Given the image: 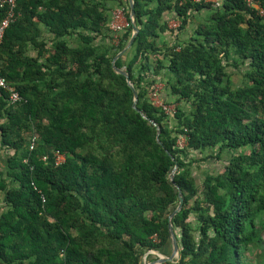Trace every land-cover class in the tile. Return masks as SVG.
<instances>
[{
	"label": "trees",
	"instance_id": "trees-1",
	"mask_svg": "<svg viewBox=\"0 0 264 264\" xmlns=\"http://www.w3.org/2000/svg\"><path fill=\"white\" fill-rule=\"evenodd\" d=\"M16 1L0 45L3 74L22 96L10 104L0 87V149L9 151L0 158V264H144L157 258L151 250L169 254L177 184L180 253L167 264H263L249 255L264 229V18L247 0H134L139 33L115 63L145 118L113 67L133 32L128 0H119L130 25L117 43L110 0ZM5 14L0 7V21ZM241 65L245 82L234 87L229 67ZM163 70L160 98L188 106H176L173 124L151 99ZM210 159H224L223 169L200 186L192 167Z\"/></svg>",
	"mask_w": 264,
	"mask_h": 264
},
{
	"label": "rangeland",
	"instance_id": "rangeland-1",
	"mask_svg": "<svg viewBox=\"0 0 264 264\" xmlns=\"http://www.w3.org/2000/svg\"><path fill=\"white\" fill-rule=\"evenodd\" d=\"M108 5L110 7V11H109L110 20L111 21L113 20L114 12H117L118 10H122V13L120 15L121 17L117 21V23L118 24L126 23V21H127V16L125 13L126 12V9H125L126 4H121L119 0H110L108 2ZM208 14H209V12H207V10H205V9L202 10L201 12L193 13V17H192L191 21L189 22L187 28L184 30V33L182 34V38L187 39L194 32V30L197 27V25L199 24V22L202 21L205 18V16H208ZM165 16L167 19L169 18V21H170V24L172 27L174 24H177V25L179 24V20H176V19L173 20V18H171L172 16H171L170 12H166ZM111 21H110V23H111ZM119 34L121 35L122 31H120ZM119 34H118V39H119ZM173 35L174 34L166 33V34H164L163 38L168 43H172L175 39L173 37ZM71 39H72V41H71L72 44L77 43V40H76L77 37H73ZM154 64H156V61L154 62ZM243 70H244V66H242V65L239 68L238 67L237 68L229 67V71L231 73V79H232L234 87H238L245 82ZM161 73H162L161 74L162 75V80H161L162 82H158L157 86L159 88L161 87V89H163L164 93L165 92L168 93L169 87L167 88L166 77L163 75V73H165L164 70ZM170 99H172V102L170 103L171 106L183 105V107H185L186 109L188 108V106L184 102L178 103L175 100V97L172 98V96H171ZM169 118H170V123H172V124L177 121L174 114H171L169 116ZM8 153H9L8 150L0 149V158H1V162L3 163V165L6 161V157H7ZM224 163H225L224 159L220 160V161L210 159L207 161L202 160V161L196 162L192 168H193V173L197 179V184L201 186L202 181H203L206 173H208V172L209 173L210 172L216 173L218 171H221L223 169ZM2 207H3V203L1 202L0 203V211L2 210ZM261 234H262V239H263L262 243L260 244L259 247L255 248L254 251L249 256L251 259H253V261L254 260L258 261L261 259V261H263V264H264V229H262Z\"/></svg>",
	"mask_w": 264,
	"mask_h": 264
},
{
	"label": "built area",
	"instance_id": "built-area-1",
	"mask_svg": "<svg viewBox=\"0 0 264 264\" xmlns=\"http://www.w3.org/2000/svg\"><path fill=\"white\" fill-rule=\"evenodd\" d=\"M196 1H207V2L219 3L220 0H196ZM247 3L249 6L254 8L261 17L264 18V7L260 4V2L255 1V0H247ZM0 7L5 9L6 11L4 18L1 19L0 21V45H1L3 42L6 29L9 27L11 23H13L17 19V13H16L17 1L16 0H0ZM121 13H122V10H118L117 12H114L113 20L110 23L111 29L115 31V40H116L115 42H118L117 39H118L119 32L122 31L125 27H128L130 25V22L128 20L124 24L117 23V21L121 17L120 16ZM178 25L174 24L173 27L176 28ZM0 87L7 89V91L9 92L8 100L10 104H17L22 100V96L20 95L19 91L16 89L15 85L11 84L8 81V79L5 77V75L3 74L1 61H0ZM160 89L161 87L159 88L158 86H156V89L152 93V97H151L152 101L154 102L155 105L161 107L169 116L171 114H175L176 106H171L170 103H166L160 98V94H159ZM38 138H39L38 134L34 132L31 136V141H30L31 149L34 148L35 143ZM179 143L181 145H184L186 143L185 136H180ZM53 155H54L56 164H62L66 161L67 155L61 150H58V149L54 150ZM43 158L44 160L47 159L46 156H44ZM43 201H45L44 196H43ZM150 252H154V250H151ZM145 263H146V260L144 264Z\"/></svg>",
	"mask_w": 264,
	"mask_h": 264
},
{
	"label": "water",
	"instance_id": "water-1",
	"mask_svg": "<svg viewBox=\"0 0 264 264\" xmlns=\"http://www.w3.org/2000/svg\"><path fill=\"white\" fill-rule=\"evenodd\" d=\"M128 2H129V6H130V21L132 23L133 32H132V35H131L129 41L124 46V48L114 57L113 67L117 72L122 73L126 76L127 82L132 87V90L134 93L133 107L137 111H139L143 115V117L147 118V115L145 114V112L143 110H141L137 105L138 98H139L138 93H137V90L135 89V87L133 86V84L131 82V78H130L128 71H126L124 68H119L115 63L116 60L119 57H121L123 54H125L126 51L133 45L135 38L139 33V27L137 26V23H136V12H135V8H134V0H128ZM150 122L153 123L154 125H157L156 121L153 119H150ZM159 134H160V128L158 127L157 139L159 142H161L159 140ZM177 168H178V165L176 164L174 169H173V173L170 176L172 181H174V173L176 172ZM176 187L178 189L179 201H178L177 206L175 207V209L172 211V213L169 215V218H168V229H169V237H170V241H171V251L169 254H158L157 258H155L151 261H148L145 264H163V263H167V262H175L176 261L175 259L179 258L180 248H179V243L177 240L176 232L173 228V218L182 209L183 204H184V197H183V192H182L180 186L177 184Z\"/></svg>",
	"mask_w": 264,
	"mask_h": 264
},
{
	"label": "crops",
	"instance_id": "crops-1",
	"mask_svg": "<svg viewBox=\"0 0 264 264\" xmlns=\"http://www.w3.org/2000/svg\"><path fill=\"white\" fill-rule=\"evenodd\" d=\"M171 18H172V17H171ZM173 20H175V19L173 18ZM170 25H171V24H170ZM44 34H45V37H46L48 40L52 38V35H51L49 32L45 31ZM31 54L35 55V54H36V50L31 49ZM152 254H155V255L157 256L158 254H166V253H162V252H159V251H155V250H154V252H152ZM164 264H167V263H164Z\"/></svg>",
	"mask_w": 264,
	"mask_h": 264
}]
</instances>
